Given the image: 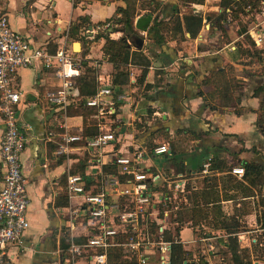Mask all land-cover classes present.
I'll return each mask as SVG.
<instances>
[{
  "label": "crops",
  "instance_id": "1",
  "mask_svg": "<svg viewBox=\"0 0 264 264\" xmlns=\"http://www.w3.org/2000/svg\"><path fill=\"white\" fill-rule=\"evenodd\" d=\"M135 4L132 22L135 25L136 20L141 19L139 27L134 26L141 35V44L136 47L134 38L130 50L146 57L148 65L140 81L138 76L143 65L134 60L126 64L127 78L118 86L120 96L115 98L112 113L117 122L112 128L113 151L124 153L134 147H147L149 142L166 135L169 151L160 154L162 162L156 164L153 159H147L144 163L158 171L151 182L154 187L163 184L164 178L172 174L183 175V192L175 211L176 219L184 206L196 219V222L177 219L175 231L181 239L180 246L189 252L182 259L186 264H213L214 260L233 264L226 244L230 234L236 235L238 247L247 252L248 264H264V254L260 252L264 245V123L256 125L259 99L251 95L252 89L264 82V75L257 70L258 59L248 62L243 56L246 48L243 35L247 33L241 31L239 24L233 25L235 20L217 19L221 10L218 1L135 0ZM119 6H124L123 0H0V9L10 26L36 45L47 40L56 41L64 27H67V42L71 46L73 37L83 35L85 40L78 42L77 54L86 58L88 64L96 65V78L108 76L110 83L113 68L104 58L101 46L103 36L117 39L122 35L120 30H113L112 25L116 24L106 20ZM146 13L150 15L148 24L154 17L163 21L164 27L160 30L163 43L153 42L147 25L142 26ZM191 13L201 17L194 36H190L183 22L184 16ZM78 16H86L89 24L70 35L69 25ZM242 17L247 28L249 23ZM257 19L264 34V16H257ZM98 21L102 23L96 24ZM263 43L264 37L257 48ZM107 64L110 66L108 71L105 69ZM220 74L231 77L236 85H226L233 99L225 103L217 96L216 80ZM25 75L29 79L26 87L21 83V77ZM202 79L207 80L202 82ZM17 80L21 91L18 118L25 138L20 159L29 199L26 207L29 225L19 243L10 246L7 252L12 257V264H60L58 243L62 233L67 234L70 229L63 213L65 206L54 205V200L61 190L60 178L69 173L77 158L87 165L88 152L79 146L71 151L69 158L53 154V141L57 135L47 133L52 124L51 110L45 111L36 87L53 81L38 66L20 68ZM145 83L150 86L144 87ZM197 88L204 95H199ZM144 94L152 98L146 99ZM205 95L211 99L212 108L205 105ZM146 105L152 107L149 115L145 114ZM66 115L67 130H80L81 116ZM98 116L96 114L97 121ZM109 123L108 118L105 127ZM2 127L0 120V137ZM178 127L195 132L208 128L209 131L193 139L184 131L178 132ZM157 128L160 130L147 136L149 131ZM170 146L173 147L172 156ZM105 150L110 151L109 147ZM111 153L101 154L100 159L105 161ZM216 153L221 154V166L225 167L210 169L205 174L199 172L201 162ZM170 156L183 164V170L174 169ZM241 160L262 166V182L251 184L242 173L230 171L231 167H242ZM231 220L236 224L230 225ZM71 230L75 235L85 233L83 226H73Z\"/></svg>",
  "mask_w": 264,
  "mask_h": 264
},
{
  "label": "built area",
  "instance_id": "2",
  "mask_svg": "<svg viewBox=\"0 0 264 264\" xmlns=\"http://www.w3.org/2000/svg\"><path fill=\"white\" fill-rule=\"evenodd\" d=\"M260 9L264 13V3ZM256 15L246 33L259 45L263 30ZM59 33L56 46L50 51L46 41L36 45L13 29L0 9V264H12L8 248L19 243L29 225V199L20 159L25 138L18 118L21 91L17 72L34 66L44 70L55 86L43 94L52 124L62 129L47 131L48 135H57L53 154L69 158L72 150L82 146L89 157L83 172L65 175L68 204L64 205V215L70 231L65 233L66 246L57 247L60 264H171V246L181 243L175 231V211L182 198L184 178L175 173L154 187L151 182L158 171L144 163L167 153L169 146L161 142L124 153L113 151L114 134L108 125L105 127L103 118L105 113L114 112L115 98L120 95L113 97L110 80L103 75L96 78L95 92L84 99V104L94 107L99 115L98 131L85 137L81 144L75 143L81 135L67 130L66 109L77 101L72 78L80 71V60L67 42V27ZM111 151L105 161L100 159L101 154ZM209 170L207 156L199 172L205 174ZM230 171L241 174L242 167L234 166ZM73 197H78L80 203L73 204ZM73 226L85 227V233L73 234Z\"/></svg>",
  "mask_w": 264,
  "mask_h": 264
},
{
  "label": "trees",
  "instance_id": "3",
  "mask_svg": "<svg viewBox=\"0 0 264 264\" xmlns=\"http://www.w3.org/2000/svg\"><path fill=\"white\" fill-rule=\"evenodd\" d=\"M123 1H124V6L116 7L114 10V13L110 17L106 18V20L110 21L111 24H116V25H112L113 30L114 29L120 30L122 32V35L119 36L117 39H112L107 36L101 35L104 38V42L101 46L102 54L104 58L106 59V61H108L112 65V68H113V71L111 73V86H112V90H113L112 94L114 98H115V95L120 90L118 86L124 83L127 78V69H125L127 62H129L130 60H134V61H138L139 63L143 65V67L140 70L139 76H138V79L140 81L143 79V76L146 71V66L148 65V59L146 57L141 55L136 50H133V51L130 50V46H131V43L133 42V39L137 37L141 39V35L135 31V27H134V26L139 27L140 25L139 21L141 19L140 20L137 19L135 22V25L132 22L133 16L136 10L135 0H123ZM196 1L199 2L200 0H196ZM218 3L221 6V10L219 14L217 15V19L223 18L225 20H228V19L235 20L237 23L238 22L242 23L243 22L242 16H244L245 21L246 22L248 21L250 25V23L254 19L255 14L261 10L260 8L263 5L264 0H220L218 1ZM226 8H228L227 12H225ZM143 17L144 18H142V21L144 23L142 26L145 27L147 25V32L152 35V41L157 44L163 43L164 39L160 31L161 28L164 27L163 21L156 19V17H154L151 20V22L148 24L150 15L146 13V15H144ZM183 22H184L185 29L189 32L190 36H194L196 34V31L200 27L201 17L198 14L191 13V14L184 16ZM101 23L102 21H98L96 24H101ZM88 24H89V21L86 16H78L75 21L70 23L69 28H68V33L70 35H73L74 32H76L79 28H85ZM240 28H241V31L247 30L244 22L242 23V25H240ZM99 34L101 33H98V35ZM245 35L248 36V34H245ZM77 38L85 39L83 35L82 37H77ZM127 40H129L130 43ZM46 45L48 49L52 51L54 47L56 46V42L54 40H47ZM245 50L247 51V49ZM255 52L257 54L256 57L259 60L262 56L261 54L264 52V46L258 49L256 48ZM80 67L81 69L83 67V70L79 71V73L72 78L73 86L77 89V101H76L75 106H71V107L69 106V109H72L71 113L78 114L81 116L82 127L78 131L74 129L68 130L70 133L78 132L81 135V139L78 141H75V143L77 144H81L85 137L91 136L97 133L98 131L97 124H96L97 123L96 109L92 106H87L84 104V99L92 95L95 92V89H96V79H95L96 76L95 75L96 74H94V72L97 70V68L92 65H88L87 59L83 58V56H81ZM206 80L207 79H202V82H205ZM216 82H218V86H216L217 96L220 99H222L221 102L225 103L228 101V99L232 100L233 98L229 96L230 89H228V86L226 85L231 86L234 80L231 79V77H227L224 74H220ZM149 86L150 85L147 83H145L144 85V87H149ZM232 86L235 87L236 85L233 84ZM36 87H37V97L42 100L41 102H43L44 105H46L44 98H43V94L46 90L52 89L55 86L52 84H46V83L41 84L40 83V84H37ZM197 93L199 95H204L201 89L199 88H197ZM251 95L257 96L259 99L258 106H257L258 114L256 118V125H260V123H264V109L262 108L264 107V82L255 86L251 91ZM143 96L146 99L152 98L150 95H147V94H144ZM210 100L211 99L207 98L206 95L204 96L205 105L212 108L213 105L211 104ZM45 111L46 112L48 111V108L46 106H45ZM151 111H152V107L150 105H146L145 114L149 115ZM113 115L114 114L111 113L109 116L112 117ZM113 123L114 122L112 121L111 123L108 124L110 129L112 128ZM48 130H52L55 132V131H59L62 129L55 128V127L53 128V126L51 125L48 127ZM159 130L160 129L157 128V129H154L153 131H149L147 136L151 137L155 132ZM262 130H264V128ZM177 131L178 132L184 131L187 134H189L193 139H195V138H200L202 134L207 133L209 129L206 128L202 131L195 132L187 128L178 127ZM55 146L56 144L54 145V147ZM170 148H171L170 155L172 156L173 147L170 146ZM71 156L72 155H70V157ZM171 156L169 157V159L172 160L174 169L178 171L183 170V166H182L183 164L179 161H174V159ZM240 164L242 165L241 175L242 177L247 179L249 183L256 185L262 182L263 168L259 163L253 162L250 160H241ZM221 165H222V162H221L220 153H216V154L209 156V169L225 167L224 165L223 166ZM71 167L74 171L70 169V172H80L81 173L84 170V164L81 162V159H78V158L75 162H73ZM62 177H64L65 179V175H63ZM66 201L67 200L63 193V196L57 195L56 200H54V205L56 206L66 205L67 203ZM177 219L178 220L191 219L193 220V222H196V219L193 217V212L191 213L189 208H187L186 206H184L182 209L179 210V215ZM228 223L230 225L236 224L233 220H231ZM177 229H178V226L176 225L175 230L177 231ZM60 240L61 241H60L59 247L64 248L67 242L63 243L62 241L64 240L63 237ZM226 244L231 254L233 264H242L244 262L248 264L250 262V260L248 259L247 252L243 248L238 247L236 235L230 234L227 237ZM261 249H263V251H260V252H263L264 254V245L261 247ZM188 254L189 252L183 250L179 243H174L171 246V255H170L171 264H183L182 259H185Z\"/></svg>",
  "mask_w": 264,
  "mask_h": 264
},
{
  "label": "rangeland",
  "instance_id": "4",
  "mask_svg": "<svg viewBox=\"0 0 264 264\" xmlns=\"http://www.w3.org/2000/svg\"><path fill=\"white\" fill-rule=\"evenodd\" d=\"M204 0H200L199 2H203ZM257 14V16L260 18V17H263L264 16V13H261V11H259V12H257L256 13ZM259 14V15H258ZM232 23V22H231ZM234 23V24H233ZM233 25H235V23H237V22H235V21H233ZM243 23V22H242ZM242 23H240V22H238L237 24H239V25H242ZM264 27V26H263ZM243 37H245L244 38V43H245V46L244 47H246L245 49H247V51L246 50H244L243 51V56L245 57V59H246V61H248V62H256V59H257V54H256V52H255V49L257 48V46L258 45H256V44H254V42L253 41H251L250 39L251 38H249L250 36L248 35H243ZM246 37H248V38H246ZM263 37H264V34H263ZM74 39H73V43H72V49H73V51L75 52V55L79 58V60H81V56L80 55H78L77 54V51H78V45L76 44V42H79V43H84V40L85 39H79V38H77V37H73ZM264 44V43H263ZM260 45V44H259ZM264 46V45H263ZM258 49V48H257ZM261 55H264V53H262ZM258 63H259V67L257 68V70H258V72L259 73H262L263 75H264V56H261V58L257 61ZM88 65H92V66H94V67H96V65L95 64H88ZM127 67V65L125 66V69H127L126 68ZM103 69V68H102ZM105 69H107V71L110 69V66L107 64V66H106V68ZM83 70V67H82V69H81V67H80V71H82ZM104 70V69H103ZM105 71V70H104ZM257 72V73H258ZM255 73V72H254ZM94 74H97V70L94 72ZM96 76V75H95ZM28 81H29V79H28V76H22L21 77V83H22V85H25L24 87H26V84L28 83ZM75 104H76V102L75 103H73L71 106H75ZM47 108H48V105L46 104L45 105ZM70 106V107H71ZM74 108V107H73ZM263 109H264V107H262ZM75 109V108H74ZM72 109H69V107H67V109H66V112H68V113H71L72 111H71ZM108 118H109V121H113L114 123H117L116 122V120L113 118V116L112 117H110L107 113H105L104 114V121L106 122V123H108ZM112 124V128H114V126H115V124ZM111 128V129H112ZM165 136L166 135H162L160 138H158L156 141H152V142H149L148 143V146H150V145H153V144H155V143H161V142H164L165 143ZM178 141H179V139H178ZM167 144V143H166ZM153 162L154 163H156V164H160L161 162H162V158L160 157V155H156L155 156V158L153 159ZM70 169L71 170H73L72 169V167L71 168H69V172H70ZM74 171V170H73ZM72 173V172H71ZM64 183H65V179H64V177H61L60 178V181H59V184H60V193L58 194V195H62L63 196V193H64V196H65V198H66V202H67V204H68V198H67V196H66V193H65V190H64ZM55 200H56V198H55ZM72 202L74 203V204H79L80 203V199L79 198H74V200H73V198H72ZM66 204V205H67ZM61 206V205H60ZM64 212L63 213H65V210H63ZM66 232L64 231L63 233H62V236H60V239L63 237L64 238V240H62L63 241V243H66L67 241H68V239H67V237H66V234H65ZM185 236V235H184ZM60 241L61 240H59V243H58V245L60 246ZM114 258H117V255L114 257ZM212 263L213 264H226V261H218V260H214V261H212ZM79 264H81V263H79ZM151 264H154V263H151Z\"/></svg>",
  "mask_w": 264,
  "mask_h": 264
},
{
  "label": "water",
  "instance_id": "5",
  "mask_svg": "<svg viewBox=\"0 0 264 264\" xmlns=\"http://www.w3.org/2000/svg\"><path fill=\"white\" fill-rule=\"evenodd\" d=\"M135 43H136V47H140L141 44V39L140 38H135ZM76 44L78 45V42H76ZM183 264H186V261H183Z\"/></svg>",
  "mask_w": 264,
  "mask_h": 264
}]
</instances>
